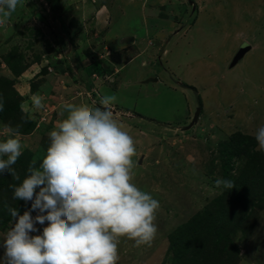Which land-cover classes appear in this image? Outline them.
I'll return each instance as SVG.
<instances>
[{
    "label": "rangeland",
    "instance_id": "374dc122",
    "mask_svg": "<svg viewBox=\"0 0 264 264\" xmlns=\"http://www.w3.org/2000/svg\"><path fill=\"white\" fill-rule=\"evenodd\" d=\"M52 1L22 0L9 26H0V142L13 138L5 125H20L17 162L36 153L40 165L49 132L67 118L66 104L102 108L103 96L116 95L113 117L136 147L133 183L160 204L152 245L135 247L121 238L118 264H179L183 256L173 254L170 234L212 211L207 206L214 198L235 193L246 155L233 156L224 167L219 145L247 137L261 170L251 168L257 175L248 173L250 182L231 216L214 218L236 253L209 256L217 251L209 240L211 246L196 249L201 258L191 264H264V150L254 138L264 126V0H54L53 11ZM243 43L251 48L230 69ZM108 63L111 69L103 72ZM38 93L40 108L31 98ZM197 108L199 118L191 125ZM23 170L16 186L27 175ZM217 179L238 184L218 188ZM10 194L4 201L30 210L31 202ZM15 222L0 226V264L3 238ZM47 223L36 224L30 235L42 234Z\"/></svg>",
    "mask_w": 264,
    "mask_h": 264
},
{
    "label": "clouds",
    "instance_id": "9594fccd",
    "mask_svg": "<svg viewBox=\"0 0 264 264\" xmlns=\"http://www.w3.org/2000/svg\"><path fill=\"white\" fill-rule=\"evenodd\" d=\"M18 6L22 0H0V26H9ZM42 101L39 93L33 96L35 107H43ZM116 101L113 94L101 98L103 108L65 105L67 118L49 132L42 163L36 167L33 160L22 182L11 186L13 199L31 202V208L23 215L8 208L16 222L3 238V264H118L121 238L134 241L135 247L152 245L160 204L133 183L135 142L113 117L110 109ZM4 127L13 138L0 142V175L19 180L13 166L22 155L21 141L15 138L21 126ZM254 138L264 150V126ZM215 184L234 187L231 180ZM45 222L42 234L30 235L38 231L36 224Z\"/></svg>",
    "mask_w": 264,
    "mask_h": 264
},
{
    "label": "trees",
    "instance_id": "16d2710c",
    "mask_svg": "<svg viewBox=\"0 0 264 264\" xmlns=\"http://www.w3.org/2000/svg\"><path fill=\"white\" fill-rule=\"evenodd\" d=\"M50 5H51L50 9L53 11L54 7L56 8L57 3L53 0L50 3ZM6 63L9 64V61L6 60ZM115 64H117V63H115ZM9 66H10V64H9ZM110 69H111V66L108 63V64H106L105 67L102 68V71L108 72ZM73 82L76 83L75 80ZM112 84H114V80L112 81ZM1 85L2 84H0V86ZM97 88H99V87H97ZM0 91H2V89H0ZM31 95H32V92H31L30 96ZM30 96L27 98V101H29V102H30L31 98H33V97L30 98ZM98 97H99V95H98ZM15 108L17 111L20 110L19 105L15 106ZM2 113L0 114V118H2L4 115ZM26 119H28V118H26ZM20 120H22L21 117H20ZM29 122H30V120H29ZM31 127H32V123H31ZM230 143H232V145ZM252 145H253L252 141L248 140L247 137L246 138L242 137L241 139L238 138L232 142H228L225 144H223L222 142L220 143L219 154H220L221 159L223 160V163H224L223 166L224 167L229 166L233 156L238 155V154H245L246 155V163H245L246 170H243V172H242L243 173V175H241L242 179L240 181V184L236 187L235 193L231 192V194L227 198L223 197V196H220L217 199L214 198L211 201L210 205L207 206V208L211 209L212 211H208L207 212L208 214H206L205 216H204V212L197 214L190 221H187L186 223L181 225L177 230H175L172 234H170L169 240H170V242H172V245H174V248L172 251L173 254L177 255V256H181V257L183 256L182 258H178V260L181 261V262H179V264H191L194 260L197 261L199 258H201V257H199V255H197L195 253V250L196 249L202 250L203 248H205L206 247L205 245L209 244V240L212 244L214 243L215 246H213V247H215V250H217L216 252L211 250V253H210L211 255H209V256H214L215 253L217 255L218 252H221V253L226 252L225 256L228 255L227 254L228 252H233L234 254L236 253L235 245L228 238V235L226 233L222 234V231L219 230V229H221V224L219 223L216 226L215 225L216 221L214 218L224 216V219L225 218L228 219L231 216V214H232L231 208H232L233 204L240 197V195H239L240 191H244L246 186L250 182V176L248 175V173H252L251 168H254L255 165H259V163H257L258 153L252 154L249 151ZM229 146H232L231 150L229 149ZM30 154H29L30 155L29 156L26 153L24 155L25 157H21V158H24V161L21 163L17 162L13 166L15 168L16 172H18L20 170V168L24 169L23 171H27L31 162L34 160L36 153H30ZM41 158L42 157L38 158L39 162H40ZM39 162H36V164H35L36 167H39V165L37 164ZM260 168L261 167L259 165V171L261 170ZM255 169L258 171L257 167H255ZM222 174L225 178L228 176V172H222ZM252 174L254 175L255 173H252ZM256 175H254V176H256ZM257 177H260V176H257ZM7 180L9 181V183H11L10 185H7V188L10 190L9 192H5L6 184H9ZM17 181L18 180L14 179L8 173H4L3 175H0V202H1L0 203V226L6 227L7 226L6 224H8L12 220H14V218L11 217V215L8 211L9 207L15 208L18 211V213L22 214V215L24 213V210L28 208V206H25L23 203H20L19 201H17L14 204H10V203H8V201L7 202L4 201L5 198L11 197L10 192H12V190H13V187H11V186H13V185L16 186ZM237 184L238 183H234V185H237ZM1 189L3 192H1ZM8 195H9V197H8ZM221 223H223V225L225 224L224 222H221ZM205 242H206V244H205ZM186 255H189V257H186ZM216 255L214 257L217 258L218 255L217 256ZM221 257L222 256H220L219 258H221Z\"/></svg>",
    "mask_w": 264,
    "mask_h": 264
},
{
    "label": "water",
    "instance_id": "95a60500",
    "mask_svg": "<svg viewBox=\"0 0 264 264\" xmlns=\"http://www.w3.org/2000/svg\"><path fill=\"white\" fill-rule=\"evenodd\" d=\"M189 3L191 4V2H189ZM194 9H195V7L193 6V9H192V10H194ZM250 48H251V46H250L249 44H247V43L244 44V43H243V45H241V46L239 47L238 51H237L236 54L234 55V57H233V59H232L230 65H229V67H230V68H233V67H234V66L240 61V59L243 58V56L245 55V53L248 52V51L250 50ZM147 82H149V80L145 81V83H147ZM102 108H103V107H102ZM110 110H111V109H110ZM112 112H113V110H112ZM114 113H115V112H114ZM199 115H200V109L197 108L196 111H195V113H194V116L192 117V123H191V125H194V123L197 122V120H198V118H199Z\"/></svg>",
    "mask_w": 264,
    "mask_h": 264
},
{
    "label": "crops",
    "instance_id": "0c3cea01",
    "mask_svg": "<svg viewBox=\"0 0 264 264\" xmlns=\"http://www.w3.org/2000/svg\"><path fill=\"white\" fill-rule=\"evenodd\" d=\"M192 7H193V6H192ZM132 41H133V39H132ZM112 65H113V64H112ZM113 66H115V65H113ZM116 70L118 71V69L115 68V72H116Z\"/></svg>",
    "mask_w": 264,
    "mask_h": 264
}]
</instances>
